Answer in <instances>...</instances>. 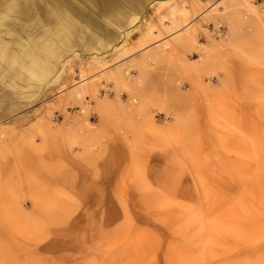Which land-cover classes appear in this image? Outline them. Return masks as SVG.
I'll return each mask as SVG.
<instances>
[{
    "label": "rangeland",
    "instance_id": "rangeland-1",
    "mask_svg": "<svg viewBox=\"0 0 264 264\" xmlns=\"http://www.w3.org/2000/svg\"><path fill=\"white\" fill-rule=\"evenodd\" d=\"M1 1L0 264H264V0Z\"/></svg>",
    "mask_w": 264,
    "mask_h": 264
},
{
    "label": "bare ground",
    "instance_id": "bare-ground-1",
    "mask_svg": "<svg viewBox=\"0 0 264 264\" xmlns=\"http://www.w3.org/2000/svg\"><path fill=\"white\" fill-rule=\"evenodd\" d=\"M168 1H170V0H162L159 3V5L156 4L155 5V11L158 10V9H161L162 6H164V3L168 2ZM1 3H4V1L2 0ZM20 8L21 9H24L25 8V5L22 4V3H20V2H18L17 3V8H16V13L19 11ZM170 8L173 9L172 6ZM99 10H100V15H102V13L104 15L110 14V13L107 12L108 10H106V8L103 7V6L99 7ZM72 16L77 17L75 14H72ZM142 17H144V14H142ZM86 19H88L89 21H92V17L89 16V15L86 16ZM88 20H86L87 23H88ZM143 20L144 19H142L141 21H143ZM0 24L5 25L6 22L5 21H2ZM10 27H8V25H7V26L4 27V30L6 31V33H13L14 34L15 40L13 42H16V43H18V42L21 41V40L19 41V36H21L22 33H26V36H29L31 40H32V38H34L35 36H37L40 33V32L34 33L35 28L33 29V27L30 28V29H25V27H23V29H21L20 31L18 29H15V28L14 29H11ZM10 31H12V32H10ZM129 33H130V30L124 31V34L126 36L129 35ZM92 38H95V36L94 37H91V36L90 37H86V36L82 35V40L85 41V43H84L85 45H87V44L89 45L88 41L91 40ZM31 40H29V43H31ZM33 40H35V39H33ZM0 46L3 47L2 44H0ZM24 49L26 51L23 52V55L24 54L25 55L26 54H29L28 53V50L29 49H26L23 45L21 46V48H20L19 51H22ZM32 49H33L32 50L33 52L30 54L31 61L29 62L30 64L26 67V69L29 70V71H37L40 75H44L43 72H45L46 70H48L49 68H51L50 63L46 60L47 58H49V55L51 54V50L47 48V51L48 52L44 54L43 52L39 51L37 48H32ZM52 54H54V53H52ZM19 56L21 57L22 55L20 54V55H18V57ZM18 57L15 59V63H20ZM102 202H103V198H102ZM102 202H101V204L99 203V205H98V212H100V210H102V209H103V211H105V207L103 206V208H102V205H103ZM147 203H148V201H147ZM98 212L96 214V217L98 215ZM108 212H109V214L111 216L113 215V213H112L111 210H108ZM97 222H98V225H99V221H97ZM109 226H111V223H109L108 225L105 226V222H102V227L99 228V230H103L104 227H109ZM153 240H154V237H150L147 242H152ZM227 256L228 255H223L222 257H227Z\"/></svg>",
    "mask_w": 264,
    "mask_h": 264
}]
</instances>
